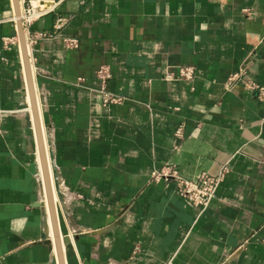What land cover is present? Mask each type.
I'll list each match as a JSON object with an SVG mask.
<instances>
[{"label":"crops","instance_id":"crops-1","mask_svg":"<svg viewBox=\"0 0 264 264\" xmlns=\"http://www.w3.org/2000/svg\"><path fill=\"white\" fill-rule=\"evenodd\" d=\"M31 3L66 264H264V99L251 87H264V0ZM0 108L15 111L0 119V264H58L14 0H0ZM224 165L201 214L151 177Z\"/></svg>","mask_w":264,"mask_h":264},{"label":"built area","instance_id":"built-area-1","mask_svg":"<svg viewBox=\"0 0 264 264\" xmlns=\"http://www.w3.org/2000/svg\"><path fill=\"white\" fill-rule=\"evenodd\" d=\"M35 15L36 12L32 6L31 0H20L19 18L22 22L25 32L28 30V27L33 21ZM67 42L69 45L72 46L77 44V41L75 39H68ZM3 43L4 45L15 44L17 43V39L15 37L4 38ZM191 73L192 71L189 68L179 69V77L181 78H190ZM99 74L101 76L103 75L106 76L105 71L101 69L99 70ZM251 87L253 89L258 90L259 96L264 99V87H260L255 84H253ZM108 99L111 102L123 101V97L117 95L109 96ZM14 112L15 111L13 110L0 108V119L2 116L6 114H12ZM175 135L177 137L182 136V130L180 127L177 128V130L175 131ZM227 171L228 168L227 166L224 165L215 175L202 172L192 179H187L179 175L174 168L170 166H166L159 171L152 172L151 177L154 181L172 180L175 183L176 192L178 193V195L181 196L186 201L187 204L194 207L201 214L215 197L216 191L220 183L224 179ZM36 180L38 182L39 188L40 189L43 188V180L40 177V173L36 175ZM63 210L64 213H66V215H69L71 213L67 205L63 206Z\"/></svg>","mask_w":264,"mask_h":264},{"label":"water","instance_id":"water-1","mask_svg":"<svg viewBox=\"0 0 264 264\" xmlns=\"http://www.w3.org/2000/svg\"><path fill=\"white\" fill-rule=\"evenodd\" d=\"M14 4H15V12H16V21L18 24V37L23 52L24 70H25L28 94L30 99V109H31L34 131L37 141V149L40 156V165L42 170L43 181L47 193L48 212L52 226L54 248H55L58 264H66L64 245H67L69 243V238L67 236L62 237L58 229V212L56 208V202L53 200L51 187H50V177L48 175L47 160L45 155V145L43 142V136L41 131V122L39 120V108H38L36 89H35L34 79L29 62V57H28V48L25 38V31L22 22L19 18L20 0H14Z\"/></svg>","mask_w":264,"mask_h":264},{"label":"bare ground","instance_id":"bare-ground-1","mask_svg":"<svg viewBox=\"0 0 264 264\" xmlns=\"http://www.w3.org/2000/svg\"><path fill=\"white\" fill-rule=\"evenodd\" d=\"M37 101H38V97H37ZM38 108H39V120L41 122V131H42V136H43V142H44V145H45V155H46V160H47L48 175L50 177V187H51V192H52L53 200L55 201L56 194H55L54 189H53V185L54 184H53V178H52V172H51V165H50V159H49V154H48V146H47V142H46L44 127H43V124H42L41 112H40V103H39V101H38ZM38 156H39V152H38ZM39 160H40V156H39ZM40 167H41V165H40ZM40 173H42V170L40 171ZM44 188H45V185H44L43 189L41 188L42 189V194H43V198L45 200H47L46 188H45V190H44ZM47 205H48V200H47Z\"/></svg>","mask_w":264,"mask_h":264}]
</instances>
